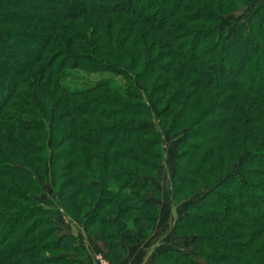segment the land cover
Returning a JSON list of instances; mask_svg holds the SVG:
<instances>
[{
	"label": "trees",
	"instance_id": "1",
	"mask_svg": "<svg viewBox=\"0 0 264 264\" xmlns=\"http://www.w3.org/2000/svg\"><path fill=\"white\" fill-rule=\"evenodd\" d=\"M251 2L0 0V264H82L59 206L115 264L123 234L149 237L165 161L145 125L156 108L170 136L184 134L172 232L189 240L153 264H264V1L233 32L221 26ZM78 72L124 83L67 82ZM47 161L56 191L38 199Z\"/></svg>",
	"mask_w": 264,
	"mask_h": 264
},
{
	"label": "rangeland",
	"instance_id": "2",
	"mask_svg": "<svg viewBox=\"0 0 264 264\" xmlns=\"http://www.w3.org/2000/svg\"><path fill=\"white\" fill-rule=\"evenodd\" d=\"M263 1L264 0H252L249 7L242 8L239 11H236L233 14L224 17L222 22H221V26L229 29L230 32H233L234 24L237 22H245L249 16V14ZM78 75H81L82 77L77 78V79H72V80L67 81V82H69L73 85H76V86H89V85L95 83L96 81H98L100 79H106L107 78V79L112 80L116 84L124 83V80L122 79V77L111 75L110 73L78 72ZM103 93L108 94L110 92L107 91L106 88H104V89H101L99 91L92 93L91 95H88V97L94 96L97 94H103ZM154 111H155V115L152 117L153 119L151 118V122H146L145 125H148V126L154 128L155 130H157L160 134H162V136L164 137V140H165L164 141V153H165L164 165L161 168H159V170L157 171V174H154V176H155L154 181H157L156 185L160 189H162V191L168 190V191H171V193H172V188L170 189V182L172 184V175L174 172V162H175V157H176V144L184 136V134H183V131H181L177 134L170 136L167 133V130H165L160 125V121H159V117H158L159 113H158L157 108L154 109ZM172 162H173V165H171ZM45 166L46 167H45L44 176L42 177L39 174L37 176V179L39 181V186H40V192H39L40 195L36 196V198H38V199L46 198L47 196H52V194L56 191L55 181L51 175L50 164L48 161L45 164ZM172 196H173V193H172ZM170 203L172 204L171 205V213H172L173 209H176V210L179 209L180 210L181 208L184 209V207H185L184 203H179L178 205H175L174 201H170ZM54 220H55L56 228H57L59 234H61L63 231H65L68 227H70V229H72L75 233H77L81 228H84L83 224H81L79 221L71 219L67 215V213L61 208V206L57 207V215L54 218ZM74 236L77 237V235H74ZM93 238H95V237H93ZM188 238L189 237H182L180 239H176L175 244L165 243V244H163L164 247H161V248H169V247L173 246V247H180V248H183L184 250H186L187 249V243L189 240ZM78 240H79V238H78ZM79 242H80V240H79ZM80 244H81V242H80ZM86 253H87V250H86ZM49 254H67V256L72 260L79 257V254H77V253L66 252L63 249H57L55 251H50ZM97 255H102V256L106 257L110 261L111 264H115L110 260V258L108 257L107 253L103 250V248H102V251L99 250L98 252L95 253L94 260H95V257ZM79 261H80L79 263L83 264L85 261V258L81 259ZM72 262H77V264H78V261L74 260ZM54 264H70V263L67 261L64 262L61 260L59 262L56 261V263H54Z\"/></svg>",
	"mask_w": 264,
	"mask_h": 264
},
{
	"label": "crops",
	"instance_id": "3",
	"mask_svg": "<svg viewBox=\"0 0 264 264\" xmlns=\"http://www.w3.org/2000/svg\"><path fill=\"white\" fill-rule=\"evenodd\" d=\"M173 165V162L171 163ZM157 181H154L156 185ZM170 182V189H171ZM159 190V195L148 194V198L155 200L159 205V218L158 221L150 234L146 239H139L138 241L131 243L126 235H122L121 244L126 251L125 258L119 264H153V259L156 253L160 252L164 247L165 243L175 244L176 239L182 237L177 236L172 232L175 221L180 216L185 213L184 209H173L171 213V203L173 201V196L171 191H162L157 185ZM61 234H73L77 235L81 245L87 250V255L83 264H96L94 260V255L99 250L102 251V247L97 239L93 238L88 234V232L81 228L77 233H75L70 227H68ZM177 248L183 250L180 247H169ZM188 249V246H187Z\"/></svg>",
	"mask_w": 264,
	"mask_h": 264
},
{
	"label": "built area",
	"instance_id": "4",
	"mask_svg": "<svg viewBox=\"0 0 264 264\" xmlns=\"http://www.w3.org/2000/svg\"><path fill=\"white\" fill-rule=\"evenodd\" d=\"M95 262L96 264H111L110 261L102 255H97L95 257Z\"/></svg>",
	"mask_w": 264,
	"mask_h": 264
}]
</instances>
